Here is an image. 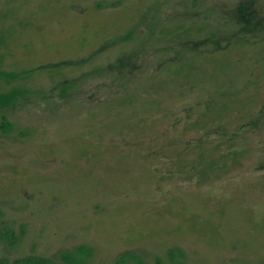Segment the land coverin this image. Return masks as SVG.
<instances>
[{
    "label": "rangeland",
    "instance_id": "obj_1",
    "mask_svg": "<svg viewBox=\"0 0 264 264\" xmlns=\"http://www.w3.org/2000/svg\"><path fill=\"white\" fill-rule=\"evenodd\" d=\"M0 213L11 261L264 264V0H0Z\"/></svg>",
    "mask_w": 264,
    "mask_h": 264
},
{
    "label": "trees",
    "instance_id": "obj_2",
    "mask_svg": "<svg viewBox=\"0 0 264 264\" xmlns=\"http://www.w3.org/2000/svg\"><path fill=\"white\" fill-rule=\"evenodd\" d=\"M20 234L8 224V222H3L1 220L0 213V244L4 245L8 249L15 248L21 242ZM88 254L90 251L86 248H81L77 253H63L55 257H45L39 255H29L26 257L17 258L11 261L7 257H0V264H88ZM175 255L174 253L171 254ZM131 256L122 255L121 258L117 260L115 264H128V260L131 259ZM172 260H174L172 258ZM143 264V263H139ZM157 264H164L161 261H158Z\"/></svg>",
    "mask_w": 264,
    "mask_h": 264
}]
</instances>
